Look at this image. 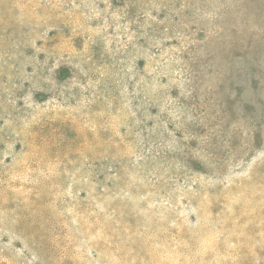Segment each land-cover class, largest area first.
Wrapping results in <instances>:
<instances>
[{
  "label": "rangeland",
  "instance_id": "rangeland-1",
  "mask_svg": "<svg viewBox=\"0 0 264 264\" xmlns=\"http://www.w3.org/2000/svg\"><path fill=\"white\" fill-rule=\"evenodd\" d=\"M0 264H264V0H0Z\"/></svg>",
  "mask_w": 264,
  "mask_h": 264
}]
</instances>
